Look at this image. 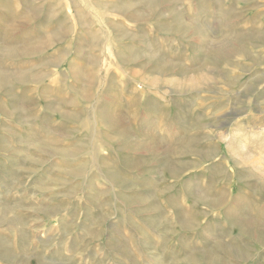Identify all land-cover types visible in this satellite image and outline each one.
I'll list each match as a JSON object with an SVG mask.
<instances>
[{
    "label": "rangeland",
    "instance_id": "obj_1",
    "mask_svg": "<svg viewBox=\"0 0 264 264\" xmlns=\"http://www.w3.org/2000/svg\"><path fill=\"white\" fill-rule=\"evenodd\" d=\"M0 76V264H264V0H0Z\"/></svg>",
    "mask_w": 264,
    "mask_h": 264
},
{
    "label": "bare ground",
    "instance_id": "obj_2",
    "mask_svg": "<svg viewBox=\"0 0 264 264\" xmlns=\"http://www.w3.org/2000/svg\"><path fill=\"white\" fill-rule=\"evenodd\" d=\"M9 49H10V48H9ZM5 50H6V49H5ZM6 52H7V51H6ZM9 52H10V51H9ZM2 73H3V72H2ZM2 73H1V74H2ZM3 75H5V74L3 73ZM0 77H1V76H0ZM0 79L2 80V77H1Z\"/></svg>",
    "mask_w": 264,
    "mask_h": 264
}]
</instances>
